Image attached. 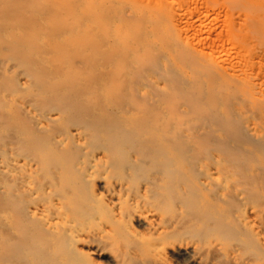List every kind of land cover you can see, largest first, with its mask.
I'll use <instances>...</instances> for the list:
<instances>
[{"label":"rangeland","instance_id":"374dc122","mask_svg":"<svg viewBox=\"0 0 264 264\" xmlns=\"http://www.w3.org/2000/svg\"><path fill=\"white\" fill-rule=\"evenodd\" d=\"M68 1L0 0V165L29 160L22 173L33 178L35 190L24 191L0 172V251L6 255L4 261L0 253V263L116 264L62 232L53 235L29 211L59 196L77 224L96 227L95 209L113 224L102 196L105 182L118 181L132 192L170 185L166 198H177L187 211L185 204L189 212L215 213L217 221L232 216L230 225L220 224L228 226V239H242L245 252L262 255L264 228L253 232L237 217L250 207L264 214V0ZM3 21H11L6 29ZM9 34L22 35L23 50ZM76 130L81 142L72 138ZM93 156L101 160L95 164ZM210 168L217 179L207 181ZM192 194L197 202L187 198ZM117 237L108 250L125 256L123 246L128 250L136 240Z\"/></svg>","mask_w":264,"mask_h":264},{"label":"bare ground","instance_id":"6f19581e","mask_svg":"<svg viewBox=\"0 0 264 264\" xmlns=\"http://www.w3.org/2000/svg\"><path fill=\"white\" fill-rule=\"evenodd\" d=\"M18 1V0H17ZM74 1V0H73ZM65 2V1H64ZM68 2H71L68 1ZM67 3V2H66ZM74 3V2H73ZM87 3V2H86ZM93 3V2H92ZM71 6V3H69ZM75 4V3H74ZM85 4V3H83ZM91 4L87 3V5L89 6ZM94 4V3H93ZM66 5V4H65ZM86 5V4H85ZM68 6V7H69ZM73 6V4H72ZM94 6V5H93ZM21 7V6H20ZM98 7V6H97ZM102 8V6H101ZM2 9V8H1ZM6 9V8H5ZM4 9V11H6ZM98 9V8H97ZM12 10V9H10ZM61 10V9H60ZM71 9H69L70 11ZM3 11V12H4ZM13 11V10H12ZM19 11V10H18ZM15 12V11H14ZM13 12V13H14ZM53 12V11H52ZM55 12V11H54ZM68 12V11H67ZM2 13V12H0ZM11 13V12H10ZM6 14V12H5ZM55 14V13H54ZM9 15V14H8ZM14 15V14H12ZM51 15V14H50ZM58 15V14H56ZM62 15V13H61ZM5 16V15H4ZM7 16V15H6ZM18 16V15H17ZM63 16V15H62ZM19 17V16H18ZM57 17V16H56ZM4 18V17H3ZM21 18V16H20ZM1 19V18H0ZM8 19V18H7ZM6 19V20H7ZM16 19V18H15ZM22 19V18H21ZM4 20V21H6ZM1 23V27L8 26L11 21H7L8 25L6 24V22ZM21 22V21H20ZM13 23V19L12 22L10 24V26L8 27L10 29V31L12 32V30L14 31V26H16ZM16 23V22H15ZM5 25V26H4ZM12 25V26H11ZM20 25L19 20H18V26ZM27 25V24H26ZM17 28L18 31L21 29V27L19 26ZM35 26V25H34ZM11 27V28H10ZM13 27V29H12ZM33 27V25H32ZM25 28V27H24ZM6 29V28H5ZM35 29V27H34ZM4 30V29H3ZM30 30V28L28 29ZM2 31V30H1ZM0 31V33H1ZM6 31V30H5ZM3 31V32H5ZM8 31V30H7ZM27 31V30H26ZM32 31V30H31ZM22 32V29H21ZM28 32V31H27ZM33 32V31H32ZM36 32V31H35ZM6 33V32H5ZM29 33V32H28ZM27 33V34H28ZM2 34V33H1ZM0 34V36H1ZM11 34H14L11 33ZM10 35V37L12 38V36ZM22 34V33H21ZM26 34V33H25ZM37 34V33H36ZM48 34V33H47ZM8 35V32H7ZM16 35V34H15ZM15 35L13 36L15 39ZM17 36V35H16ZM21 37H16V39H18L17 41H19L18 45H21L22 43V35H19ZM28 37V35H26ZM9 37V36H8ZM29 37H31V35H29ZM28 37V39H29ZM3 37H1L2 39ZM25 38V37H24ZM4 39V38H3ZM15 39V40H16ZM21 39V40H19ZM53 39V38H52ZM7 40V39H5ZM4 43L5 45L7 44L9 47V45L11 44V42H9L8 40L5 41ZM1 41V40H0ZM12 41V39H11ZM30 41V40H29ZM3 44V41H1ZM8 42L10 44H8ZM13 43V42H12ZM27 43V42H26ZM29 43V42H28ZM31 43V42H30ZM24 44V42H23ZM36 44V43H34ZM48 44V43H47ZM12 45V44H11ZM10 45V46H11ZM24 46V45H23ZM35 46V45H34ZM33 46V47H34ZM12 48L14 47L11 46ZM10 47V48H11ZM20 47V46H19ZM18 47V50L14 48V53L15 50L17 51L16 53H20V51L22 52V45H21V49ZM26 47V46H25ZM28 47V45H27ZM20 50V51H19ZM7 51V50H5ZM11 51V50H10ZM9 51V52H10ZM19 51V52H18ZM35 52V50H32ZM2 54H4V52H1ZM13 53V52H11ZM32 53V52H31ZM7 54V53H6ZM4 55L5 56L7 55ZM17 54V57H18ZM13 56V54H12ZM24 56V54H23ZM26 56V55H25ZM8 57V56H7ZM6 57V58H7ZM29 57V56H28ZM26 57V58H28ZM1 58V55H0ZM15 58V57H14ZM20 58V59H19ZM19 58H15V60H17L18 62H22V54H19ZM24 58V57H23ZM3 59V58H2ZM10 59V58H9ZM30 59V58H29ZM5 60V59H3ZM7 60V59H6ZM43 60V59H42ZM2 61V60H1ZM0 63H3L1 62ZM11 61V60H10ZM16 61V62H17ZM26 61V60H25ZM28 61V60H27ZM30 62V61H29ZM37 62V61H33ZM12 63V62H11ZM13 64V63H12ZM28 64V62H27ZM216 65V64H214ZM3 66V65H1ZM10 66V64H9ZM7 66V67H9ZM14 66V65H11ZM22 65H19V67H21ZM24 66V63H23ZM207 66V65H206ZM217 66V65H216ZM215 66V67H216ZM27 67V66H25ZM36 67V66H35ZM214 67V66H213ZM218 67V66H217ZM221 67V66H220ZM15 67L11 68L12 70ZM22 68V67H21ZM222 68V67H221ZM219 71L221 70L220 68ZM223 69V68H222ZM4 70V69H3ZM8 68H7V74H8ZM21 70V69H20ZM210 72V71H209ZM222 72V71H221ZM226 72V71H225ZM10 73V71H9ZM224 73V72H223ZM227 73V72H226ZM16 74V73H15ZM2 75V74H1ZM21 75V74H20ZM18 75V76H20ZM225 74H223L224 76ZM39 77V76H38ZM42 77V76H40ZM38 80V79H37ZM40 81V79H39ZM41 82V81H40ZM39 83V82H38ZM1 84V83H0ZM42 85V82H41ZM1 86V85H0ZM52 87V86H50ZM51 89V88H49ZM52 91V90H51ZM10 95V94H9ZM12 95V94H11ZM8 97V96H7ZM11 99L13 97H10ZM4 99V98H2ZM13 99H17V98H13ZM10 100V99H9ZM14 101V100H13ZM17 101V100H16ZM15 102V101H14ZM21 102V100H20ZM5 103V102H4ZM17 103V102H16ZM19 104V103H18ZM22 104V103H21ZM25 105V104H24ZM28 106H25V108ZM24 108V107H23ZM29 108V107H28ZM30 110V109H29ZM46 116V115H45ZM56 117V116H55ZM47 118V117H46ZM38 120V119H37ZM50 120V118L48 119ZM53 120V119H52ZM43 123L44 121L41 120ZM40 122V124L42 125L43 123ZM39 124V123H38ZM46 125V124H45ZM75 137H72L74 140L76 139L77 141H82L81 137H80V132H78L77 130L74 132V134H72ZM71 135V136H72ZM77 136V137H76ZM58 138V142L60 144H64L65 143V138ZM68 139V138H67ZM153 139V138H152ZM147 142V141H146ZM167 142V141H165ZM151 143V142H150ZM178 146V145H177ZM179 148V147H178ZM152 151V150H151ZM167 151V150H166ZM157 153V152H156ZM163 153V151H162ZM167 153V152H166ZM179 153V152H178ZM148 154V153H147ZM179 155V154H178ZM102 156V155H101ZM16 157V156H15ZM157 157V156H156ZM103 158H105L103 156ZM144 158V157H143ZM11 159V158H10ZM92 160V159H91ZM100 161V158H96V156H93V163H97V161ZM2 161V160H1ZM34 161V160H33ZM173 161V160H172ZM4 163H1L2 165H0L1 167V171L3 173V175H7L10 178L15 179L20 181L18 182V184L21 185V189H23L26 192H30V193H35L34 191V184H32V182L34 181L32 177H29V175L26 174L24 175L22 173L23 169H30V165L29 160L26 163L22 164V160H17V159H13L12 161H2ZM33 163V162H32ZM92 163V162H91ZM92 163V164H93ZM100 163V162H99ZM94 164V165H95ZM33 165V164H32ZM39 165V164H38ZM163 165V164H162ZM91 166V165H90ZM33 167V166H32ZM38 167V166H36ZM98 167V166H96ZM210 167V166H209ZM35 168V167H34ZM87 168V167H86ZM168 168V167H167ZM166 168V169H167ZM88 169V168H87ZM90 174V171L94 170V166H91L90 169H88ZM96 170V169H95ZM168 170V169H167ZM176 170V169H175ZM182 170V169H181ZM193 170V169H192ZM205 170V169H204ZM217 170V169H215ZM222 170V169H221ZM213 169H208L206 172V179L207 181H211L214 178L217 179L216 177H213L214 174L216 175V172H213ZM218 171V170H217ZM32 172V171H29ZM35 172V171H34ZM173 172V171H172ZM171 172V174H172ZM187 172V171H186ZM222 172V171H221ZM163 173V172H162ZM183 173V172H182ZM204 173V172H203ZM167 174V171H166ZM205 174V173H204ZM31 175V174H30ZM89 175V174H88ZM103 175V174H101ZM161 175V174H160ZM226 175V174H225ZM90 176V175H89ZM166 176H170V175H166ZM165 176V178H166ZM173 176V175H172ZM170 176V177H172ZM180 176V175H179ZM217 176V175H216ZM62 177V176H61ZM184 177V176H183ZM186 177V176H185ZM32 178V182L31 179ZM90 178H93L92 175L90 176ZM156 178V177H155ZM181 178V177H180ZM196 178V177H195ZM96 179V178H95ZM173 179V178H172ZM175 179V178H174ZM173 179V180H174ZM182 179V178H181ZM185 179V178H184ZM202 179V178H201ZM108 180V179H107ZM169 180V179H168ZM186 180V179H185ZM205 181V183L207 182ZM216 181V180H214ZM16 182V183H17ZM36 182V181H35ZM34 182V183H35ZM75 182V181H74ZM161 182V181H160ZM167 182V181H166ZM175 182V181H174ZM177 182V181H176ZM175 182V183H176ZM181 182V181H179ZM201 182V181H200ZM38 183V182H37ZM125 183V182H124ZM128 183V181H127ZM149 183V182H148ZM157 183V181H156ZM226 183V182H225ZM236 183V182H235ZM165 184V183H163ZM167 184V183H166ZM181 184V183H180ZM202 184V183H201ZM213 184V183H212ZM232 184V183H231ZM150 185V186H149ZM206 187L207 183L205 184ZM216 185V183L214 184ZM221 185V184H220ZM224 185V184H223ZM236 185V184H235ZM104 187V183L103 185H101ZM145 186V185H144ZM158 186V185H157ZM157 186H153V184H148V186L146 185V187H141L142 189L140 191H136V192H132L130 191L127 187L126 184L124 185L123 182H116V183H108L105 182V187H104V194L105 196H102L103 199H105V197L108 198V200L110 202H107V204L104 203L103 208L108 209L109 211V215L112 217L111 219H113V224L116 223L118 225V227H114L113 224H109L106 220H108V218L104 219V215L103 212H101L102 210H99V212L95 209V220L97 222V226L95 227V225L93 226H83V225H79L77 224L72 218H71V214L69 215V213L67 212V208H66V203H64L63 200H61L58 196V200H54L52 201H48L45 203L40 202V204H37L31 209V211H29V213L31 214V216L33 218H35L36 220H39L43 226L50 232L55 234H58L57 232H62L64 233L69 240L76 245H81L84 246L85 248L87 247L91 252H93L95 255L99 256V257H106L109 258V261L114 262L116 264H125V262L128 261H132L130 264H171V262H175V263H180V264H264V253L261 255H257V253H247L244 251V246H243V242L242 239H238L236 241L233 240H229L228 238H230L231 236H228V233L226 230L228 228V226H223L224 222L226 220L229 219L228 216H221L218 218L217 221V215L215 213H210L209 211H205V212H189L190 208L188 206V204H185L189 210L187 211L185 208L182 207V205H176L178 202L175 203L174 198L172 199L173 202H171V200L166 198V192L168 191V193H170L172 195V190L170 191L168 189V187H170V185H167V188H165L164 186L162 187L161 185H159V187ZM161 186V187H160ZM173 186V184L171 185ZM196 186V185H195ZM222 186V185H221ZM226 186V185H225ZM228 186V185H227ZM230 186V185H229ZM36 187V186H35ZM102 187V188H103ZM179 187V186H177ZM184 187V186H183ZM186 187V184H185ZM191 186H189L188 188L190 189ZM233 186H230V188H232ZM238 187V186H237ZM241 187V186H240ZM47 188V187H46ZM173 188V187H172ZM187 188V189H188ZM226 188V187H225ZM224 188V189H225ZM235 188V187H233ZM232 188V189H233ZM242 188V187H241ZM241 188H239V191L241 190ZM179 189V188H178ZM185 189V188H184ZM214 189V187H213ZM218 189H221L220 187ZM223 189V187H222ZM237 188L233 189L236 191ZM244 189V188H243ZM135 191V189H132ZM180 190V189H179ZM183 190V189H182ZM191 190V189H190ZM195 190V188L193 189ZM198 190V189H197ZM231 190V189H230ZM50 191V190H48ZM226 191V190H225ZM228 191V190H227ZM226 191V192H227ZM238 191V190H237ZM237 191L234 193L236 194ZM37 192V191H36ZM103 192V191H102ZM175 192V191H174ZM200 192V191H198ZM197 192V193H198ZM215 192V191H214ZM224 192V191H223ZM229 192V191H228ZM182 193V192H181ZM183 192V196H184ZM221 193V192H220ZM241 193V192H239ZM38 195V193H36ZM177 194V193H176ZM214 194V193H213ZM223 194V193H221ZM225 194V192H224ZM231 194V193H230ZM243 194V193H241ZM169 195V194H168ZM210 195V194H209ZM220 195V194H219ZM226 195V194H225ZM176 196V195H175ZM191 196V197H190ZM188 195L187 198H191L190 200H195L194 194L192 195ZM194 198H193V197ZM211 196V195H210ZM214 196V195H213ZM222 196V195H221ZM237 197V195H235ZM32 197V196H31ZM38 197V196H37ZM101 197V198H102ZM180 197V196H179ZM231 197V196H230ZM240 197V196H239ZM238 197V198H239ZM106 198V199H107ZM183 198V197H182ZM186 198V197H185ZM187 198L185 200H187ZM198 198V196H197ZM237 198V199H238ZM213 199V198H212ZM219 199V198H218ZM236 199V198H235ZM197 200V199H196ZM195 200V201H196ZM216 200V199H215ZM221 203L222 202V199ZM42 201V200H40ZM44 201V200H43ZM97 201V200H96ZM181 201L184 202V200L182 199ZM191 201V202H192ZM209 201V200H208ZM207 201V202H208ZM211 201V200H210ZM227 201V200H226ZM225 201V202H226ZM37 202V201H36ZM180 202V201H179ZM180 202V203H183ZM187 202V201H185ZM194 202V201H193ZM197 202V201H196ZM199 202V201H198ZM207 202L205 203V206L207 205ZM237 202V201H235ZM34 203V202H33ZM74 203V202H73ZM92 203V202H90ZM175 205V206H179V209L176 211L175 214L170 213L171 212V205ZM188 203V202H187ZM233 203V202H232ZM69 204V203H68ZM80 204V203H79ZM196 204V203H195ZM199 204V203H197ZM213 204V203H212ZM211 204V205H212ZM236 204V203H235ZM238 204V203H237ZM84 205V204H83ZM184 205V204H183ZM192 205H194V203H192ZM191 205V206H192ZM203 206V203L201 204ZM210 205V203H209ZM214 205V204H213ZM75 206V205H74ZM201 206V208H202ZM221 206V205H220ZM81 207V206H80ZM79 207V208H80ZM97 207V206H96ZM173 207V209H175ZM182 207V209H181ZM193 207V206H192ZM30 208V207H29ZM28 208V209H29ZM90 208V207H89ZM195 208V207H193ZM199 208V207H198ZM82 208H80L81 210ZM170 209V211H169ZM175 209V210H176ZM228 209V208H227ZM232 209V208H231ZM183 210V211H182ZM186 210V211H185ZM197 210V209H195ZM226 210V209H225ZM86 211V210H85ZM88 211V210H87ZM86 211V212H87ZM92 211V210H91ZM174 211V210H173ZM185 211V212H184ZM193 211V210H192ZM199 211V210H198ZM203 211V209H202ZM228 211V210H227ZM77 213V212H76ZM85 213V212H84ZM224 213V212H223ZM232 213V212H231ZM83 214V213H82ZM89 214V213H88ZM85 215V214H83ZM222 215V214H221ZM80 216V213H79ZM87 216V213H86ZM107 216V215H105ZM231 216V215H230ZM237 217V216H235ZM77 218V217H76ZM85 218V217H84ZM92 219V218H91ZM233 219L232 216L230 218V220ZM239 223L246 229L249 230H257V231H262L264 228V214L261 210L257 209V208H244L242 213H240V215L237 217ZM34 220V219H33ZM76 220V219H75ZM85 220V219H84ZM94 220V219H93ZM228 220V223L229 221ZM99 221V222H98ZM106 221V222H105ZM214 221L218 222L215 223ZM95 222V223H96ZM222 222V223H220ZM233 222V221H232ZM235 222V221H234ZM94 223V224H95ZM131 223L133 224H137V226H140L141 229H143V231H137V229H134V227H131ZM227 223V224H228ZM223 224V225H220ZM230 225V223H229ZM233 225V224H232ZM136 227V225H135ZM138 228V227H137ZM243 228V229H244ZM234 230V229H233ZM231 230V231H233ZM237 231V230H236ZM238 232V231H237ZM236 232V234H238ZM247 232V231H246ZM33 233V232H32ZM61 233V234H62ZM242 233V232H241ZM244 233V232H243ZM234 234L233 232L229 235ZM121 235H126L127 237H131L133 239H135V243L133 245H128V250L126 249V246H123V253L126 251V254L124 256V254L122 255V252H117L119 253L118 256L117 255H112V250L109 252L108 248L112 245L115 244L116 242V237L119 238V236ZM255 235H261V234H255ZM63 236V235H62ZM242 236V235H241ZM244 236V235H243ZM245 237V236H244ZM243 237V239H244ZM258 240L259 238L257 236H255ZM233 238V236H232ZM231 238V239H232ZM247 238V236L245 237V239ZM125 239V238H124ZM121 242L120 239H117V242L119 241ZM129 241V240H128ZM130 242V241H129ZM125 243V242H123ZM123 243H120L119 246H122ZM248 243V241L246 242ZM122 244V245H121ZM131 244V243H130ZM126 245V243H125ZM256 245V244H254ZM115 246V245H114ZM132 246V247H131ZM252 247V246H251ZM258 247V246H257ZM1 248V246H0ZM78 248V247H77ZM125 248V249H124ZM250 248V247H249ZM2 249V248H1ZM0 249V250H1ZM21 250V248H19ZM117 249V248H116ZM111 253V255H108V252ZM118 250V249H117ZM122 250V249H121ZM3 252V249L1 250ZM0 251V253H2ZM22 251V250H21ZM116 251V250H115ZM259 251V250H257ZM114 252V250H113ZM115 253V252H114ZM3 255L1 257H3L2 259L5 261L6 260V255L4 253H2ZM93 254V255H94ZM121 254V256H119ZM87 255V254H86ZM82 256V255H81ZM1 259V258H0ZM1 259V263L4 262ZM84 259V258H83ZM89 260V259H88ZM92 261V260H91ZM134 261V263H133ZM79 262V261H78ZM0 263V264H1ZM109 263V262H108Z\"/></svg>","mask_w":264,"mask_h":264}]
</instances>
